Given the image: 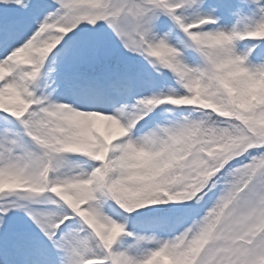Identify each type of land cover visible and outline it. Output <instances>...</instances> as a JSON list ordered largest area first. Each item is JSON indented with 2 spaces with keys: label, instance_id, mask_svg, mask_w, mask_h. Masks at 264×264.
I'll return each mask as SVG.
<instances>
[{
  "label": "snow or ice",
  "instance_id": "obj_1",
  "mask_svg": "<svg viewBox=\"0 0 264 264\" xmlns=\"http://www.w3.org/2000/svg\"><path fill=\"white\" fill-rule=\"evenodd\" d=\"M0 264H264V0H0Z\"/></svg>",
  "mask_w": 264,
  "mask_h": 264
}]
</instances>
